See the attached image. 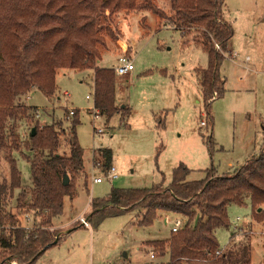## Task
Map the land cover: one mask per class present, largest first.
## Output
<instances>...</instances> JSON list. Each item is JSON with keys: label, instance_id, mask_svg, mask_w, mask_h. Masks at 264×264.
I'll return each mask as SVG.
<instances>
[{"label": "trees", "instance_id": "obj_1", "mask_svg": "<svg viewBox=\"0 0 264 264\" xmlns=\"http://www.w3.org/2000/svg\"><path fill=\"white\" fill-rule=\"evenodd\" d=\"M167 1L168 11L153 0H0V153L10 172L8 178L0 180V248L4 260L0 264H34L58 242L59 233L70 227L62 229L53 224L63 211L64 197L77 195L80 178L88 192L83 150L76 134L78 110L73 108L70 115L65 107L62 120L41 123L35 118L36 112L43 115L45 110L29 105L28 95L39 90L53 99L58 90V69H93V107L98 115L109 118L120 112L128 118L129 108L114 101L113 68L97 65L101 57L98 45H105L102 29L112 34L109 27L98 22L101 16L151 11L159 17V25H168L184 36L194 33V40L208 56L207 67L196 71L205 106L224 94L225 80L219 67L233 35L223 16L224 0ZM206 114L210 115L208 111ZM25 126L29 131L23 138ZM158 127L162 129L164 123L159 121ZM62 144L64 152L59 151ZM15 153L29 162L31 187L21 186ZM112 156L110 148L94 150L93 167L109 170ZM190 172L180 162L172 169L167 186L112 187L105 197L91 200L87 221L97 227L108 216L135 210L141 215L138 225L147 227L164 213L172 214L184 224L166 238L147 241L159 259L154 264H250L249 240L235 241L233 232L229 249L223 251L215 232L230 225L228 206L246 201L252 205L253 220L264 227V148L232 173L218 174L214 168H206L204 178L188 180ZM65 174L69 177L67 185L62 183ZM13 198L15 211L8 209V200Z\"/></svg>", "mask_w": 264, "mask_h": 264}, {"label": "rangeland", "instance_id": "obj_2", "mask_svg": "<svg viewBox=\"0 0 264 264\" xmlns=\"http://www.w3.org/2000/svg\"><path fill=\"white\" fill-rule=\"evenodd\" d=\"M153 1L169 10L167 0ZM222 9L233 29L229 52L219 67L225 91L207 106L196 72L207 67L205 48L194 40V33L184 36L168 25H159V17L151 11L114 12L98 19L112 30L110 34L102 29L105 45H98V66L117 65L125 49L120 40L129 44L132 51L131 77L116 75L114 82L115 104L129 108L128 118L120 112L109 118L94 117L93 69H58V90L53 99L39 90L28 95L29 105L45 110L43 115L36 112L35 118H40L41 123L62 120L65 107L78 110L76 134L83 150L88 192L81 189L80 178L77 195L73 199L64 197L63 211L55 222H64L69 216L71 220L89 207L92 199L105 197L112 187L147 188L159 183L167 186L172 169L180 162L191 169L188 180H199L205 177L206 168H214L218 174L232 173L264 148V0H224ZM159 121L164 123L162 129ZM200 121H205V125ZM28 131L25 126L23 138ZM100 147L111 149L116 177L93 183L92 175L106 172L92 164L93 151ZM65 150L62 144L59 151ZM15 154L21 186L31 187L29 162ZM9 173V164L0 153V180L8 178ZM14 206L15 199L8 200V209L15 211ZM227 213L230 225L215 232L219 248L229 249L234 232L235 241L249 240L251 264H264V227L253 220L250 202L230 204ZM140 217L132 210L108 216L97 227L72 222L34 264L155 262L150 251H156L145 241L168 237L175 216H167L166 224L158 218L147 227L138 225ZM2 258L0 248V263ZM163 259L167 261V257Z\"/></svg>", "mask_w": 264, "mask_h": 264}, {"label": "built area", "instance_id": "obj_3", "mask_svg": "<svg viewBox=\"0 0 264 264\" xmlns=\"http://www.w3.org/2000/svg\"><path fill=\"white\" fill-rule=\"evenodd\" d=\"M216 47L219 48V46L217 44H216ZM232 55H235V53H232ZM133 69H134L133 58L130 54H128L127 48H125L124 51L121 53V55H119V57L117 59V65L113 67V70H114L116 75L121 76V75L130 74ZM64 94L68 95L67 92H64ZM92 110H94L93 111L94 117H97L98 116L97 110L94 107L92 108ZM69 112H70V115H72L73 108L70 107ZM200 124L205 125V121H200ZM99 131H100V129L98 130V132ZM115 177H116L115 168L111 165L109 170H107L102 176H93L92 175L91 180L93 183H100L104 178H106L109 181H112ZM78 220H79L80 224H82L86 227L89 226V222L87 221V218L84 215H80L78 217ZM183 224H184V220L180 217H176L174 219V222H173V225L171 226L170 231L179 230L180 228H182ZM150 257L151 258L155 257L154 251H150Z\"/></svg>", "mask_w": 264, "mask_h": 264}, {"label": "crops", "instance_id": "obj_4", "mask_svg": "<svg viewBox=\"0 0 264 264\" xmlns=\"http://www.w3.org/2000/svg\"><path fill=\"white\" fill-rule=\"evenodd\" d=\"M119 12H123V11H119ZM123 14H127L126 12H123ZM172 28V27H171ZM120 40V39H119ZM123 40V39H122ZM120 43H122V44H124L123 46H125V48H127L128 49V54H130L131 56H132V51H131V49L129 48V44H127V43H125V41L123 40V41H121L120 40ZM121 55V54H120ZM59 72V71H58ZM131 74H132V72L129 74L130 75V77H131ZM52 111H54V110H52ZM52 114H53V112H52ZM82 190H84V191H86L83 187L81 188ZM87 192V191H86ZM85 210H83L79 215H77V216H75V217H73L71 220H70V216L68 217V219H66V221H64V222H55V218L53 219V224H54V227H57V228H60V227H68V226H70V224L72 223V222H79V220H78V217L80 216V215H84V214H86V212L88 211V209H89V207L88 206H86L85 208H84ZM170 215H172V214H168V213H164L163 215H162V217L161 218H163V222H164V224H166L167 223V216H170ZM175 216V215H174ZM58 217V216H57ZM177 216H175V218H176ZM80 223V222H79ZM82 225V224H81ZM84 226V225H83ZM86 227V226H85ZM88 228H90V225L89 226H87ZM66 231H63V232H61V233H59V235L58 236H61L63 233H65ZM147 241H149V240H147ZM147 241H145L146 243H147ZM251 244H250V251H251ZM249 257H250V255H249ZM151 258V257H150ZM154 259H156V261L155 262H152L151 260L150 261H148L147 263H145V264H154V263H156V262H158L159 261V259H157V258H155L154 257ZM9 264H14L15 262H8ZM16 264V263H15ZM250 264H251V257H250Z\"/></svg>", "mask_w": 264, "mask_h": 264}, {"label": "water", "instance_id": "obj_5", "mask_svg": "<svg viewBox=\"0 0 264 264\" xmlns=\"http://www.w3.org/2000/svg\"><path fill=\"white\" fill-rule=\"evenodd\" d=\"M34 128H32V133H34ZM62 183L64 184V185H67L68 183H69V177H68V175H64L63 176V178H62ZM258 210H260L259 208H258ZM55 242V240L52 242V243H54ZM49 246V245H48ZM45 249V248H44Z\"/></svg>", "mask_w": 264, "mask_h": 264}]
</instances>
